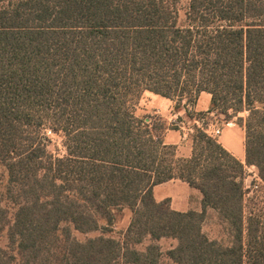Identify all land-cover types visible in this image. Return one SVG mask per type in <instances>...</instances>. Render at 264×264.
<instances>
[{
  "label": "trees",
  "instance_id": "16d2710c",
  "mask_svg": "<svg viewBox=\"0 0 264 264\" xmlns=\"http://www.w3.org/2000/svg\"><path fill=\"white\" fill-rule=\"evenodd\" d=\"M179 3L0 0V234L9 225L11 251L0 247V264L14 252L21 264H162L163 238L177 240L166 253L176 264H264V220L246 202L247 167L264 183V0H191L183 21ZM146 92L191 118L183 102L204 92L207 113H247L236 119L246 163L201 128L192 157H177L164 137L178 122L137 116ZM47 131L63 136V155ZM175 179L201 192V211L155 199ZM125 209L123 239L107 236ZM210 209L229 243L204 231Z\"/></svg>",
  "mask_w": 264,
  "mask_h": 264
},
{
  "label": "rangeland",
  "instance_id": "374dc122",
  "mask_svg": "<svg viewBox=\"0 0 264 264\" xmlns=\"http://www.w3.org/2000/svg\"><path fill=\"white\" fill-rule=\"evenodd\" d=\"M191 0H180L179 3V15L180 20L183 21L186 17V12L188 9V6L190 4ZM156 99H158L157 96L150 92H146L142 99L140 104L138 105L137 110V116L144 117L151 119L152 117L162 118L165 121H168L167 118L162 116L163 114L157 113L155 111L156 106ZM184 104H186L187 109L188 106L192 110L188 111L192 113L193 117H189L187 115L186 119H182L179 117L177 118L178 125L181 127L187 129L186 132L191 136L196 132V128L198 127V124L195 122L196 120H203L206 123H217L220 127L225 126L224 116L219 115L216 112L207 113V112H196L194 111V105L188 104L187 100H184ZM184 111V108H181L179 112ZM170 116L171 114L168 111H165L164 114ZM204 113V114H202ZM247 116V113H242L235 119L239 117L245 118ZM231 122H235V120H230ZM237 121V120H236ZM168 123V122H167ZM171 122L169 126H172ZM193 130V132H191ZM47 136L52 140L51 149L53 153L57 155H63L65 153V148L63 145V136L61 134H55L51 133L50 131H47ZM215 139V138H214ZM216 140L219 142L218 138ZM8 181V173L7 170L3 165L0 164V189L4 192L6 191V185ZM246 187L248 189V194L246 197L247 202V214L250 215L251 213L255 217H259L264 220V183L260 180L258 176V170L255 166L247 167V175H246ZM3 206L8 210L9 212V220L10 222L13 220L14 213L16 211V206L7 198V196H4L3 199ZM132 213L130 209H125L124 211L118 213L116 222L113 226H111L109 229L110 232L106 235L109 237H113L119 240H122L124 237V233L126 232L130 221H131ZM102 223H105L103 220ZM8 230L9 225L6 226L3 231L0 234V247H2L6 251H10L9 247V239H8ZM204 231L208 234V236L211 239L219 240L225 244L230 242V234L229 230L226 224L222 222L219 215L215 211H211L209 213V216L204 224ZM75 237L79 241H85L88 238H95L98 236L103 235L102 231H95L88 234H83L80 232L74 233ZM159 245L161 247V250L163 252L162 257V264H176L174 263L170 258L167 256V252L175 247L177 245V240L173 238H163L159 242ZM150 244V240H146L142 245L138 246V249L145 250L147 245ZM15 254V260L13 261V264H21L19 255L17 252H14Z\"/></svg>",
  "mask_w": 264,
  "mask_h": 264
},
{
  "label": "crops",
  "instance_id": "0c3cea01",
  "mask_svg": "<svg viewBox=\"0 0 264 264\" xmlns=\"http://www.w3.org/2000/svg\"><path fill=\"white\" fill-rule=\"evenodd\" d=\"M155 96L158 97V99L155 100V111L163 114L162 116L167 118L168 125L171 122H177L176 120L179 116V118L186 119L188 114L185 112V109L182 112L176 111L177 102L175 100L160 95ZM211 98V94L207 92L202 93L194 105V111L207 112L210 107ZM165 111H168L171 115L168 116L166 113L164 114ZM233 120H235L234 125L226 126L222 136L219 137L218 140L225 149L241 162L246 163L245 128L238 125L235 118ZM186 130L187 129L178 125L177 129H169L164 137L166 144L176 147V155L179 158H191L193 155V140ZM154 197L159 202L170 199L171 207L176 211L186 212L188 210H202L201 192L191 187L187 182L179 179L157 185L154 188ZM211 211L214 210L210 209L209 213Z\"/></svg>",
  "mask_w": 264,
  "mask_h": 264
},
{
  "label": "built area",
  "instance_id": "2783aa9c",
  "mask_svg": "<svg viewBox=\"0 0 264 264\" xmlns=\"http://www.w3.org/2000/svg\"><path fill=\"white\" fill-rule=\"evenodd\" d=\"M189 111H191L192 109L189 108ZM198 124V127L203 129L209 136L213 137V138H219L222 136L224 128L226 126H230V125H234V122L231 121H227L225 122V126L220 127L217 123H206L205 121H201V120H196L195 121ZM191 132H193V130H191Z\"/></svg>",
  "mask_w": 264,
  "mask_h": 264
}]
</instances>
